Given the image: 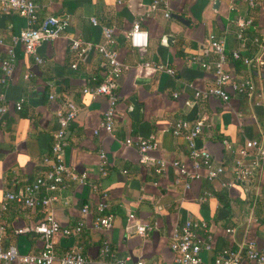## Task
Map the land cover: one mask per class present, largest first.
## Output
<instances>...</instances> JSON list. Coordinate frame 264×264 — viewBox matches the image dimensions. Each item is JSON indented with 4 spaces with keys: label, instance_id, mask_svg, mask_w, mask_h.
<instances>
[{
    "label": "crops",
    "instance_id": "1",
    "mask_svg": "<svg viewBox=\"0 0 264 264\" xmlns=\"http://www.w3.org/2000/svg\"><path fill=\"white\" fill-rule=\"evenodd\" d=\"M151 1L39 0V18L69 16L70 27L64 37L39 49L41 65L27 56L22 46H17L15 71L9 83L0 86V93H4L10 105L9 111L0 118V205L6 192L23 188L41 172L42 159L49 154L57 129L55 111L63 108L66 102H73L78 109L68 131V147L63 156L70 168L89 174L88 185L70 184L62 192L68 204L54 203L52 211L62 227L73 229L79 222L84 226L78 235L55 239L58 255L70 247H79L84 255L96 262L102 242L108 241L117 259L172 261L174 255L169 249L172 230L184 220L196 217L205 219L211 227L214 249L207 254L209 259L248 240L264 245V175L260 173L250 182L248 202L242 185L229 191L221 188V182L228 181L232 175V157L221 141L227 139L243 145L251 139L264 140V98L259 107L239 96H233L227 104L217 99L202 102L193 98L196 89H205L213 83L212 74L200 67L201 51L208 34L224 37L228 53L237 46L235 22L249 14L255 26L247 31V38L264 39V7L248 13L242 3L235 2L230 10L229 2L221 0L215 11L212 1L173 0L171 15L183 18L188 24L156 13L141 24L149 35L148 48L132 49L126 34ZM256 1L264 5V0ZM11 16L12 28L0 30V38L5 40L4 45H0L1 56L6 55L10 37L26 28L24 18L16 13ZM91 17H95L101 26L114 28L119 60L124 64L134 67L144 61L163 62L176 71L175 77L149 70L138 72L134 68L123 73L118 81L119 102L115 126L110 134L102 130L97 135L93 133L108 107L107 99L93 100L81 93L84 86L102 79L106 69L104 61L92 52L72 68L75 58L68 51L73 39L94 45L103 43L101 28L91 25ZM168 35L174 38L171 47L163 43V38ZM249 48L254 51L251 45ZM230 66L236 77L252 78L264 93V80L255 70L234 62ZM137 77L150 82L136 85ZM173 94H178V98ZM50 95L55 99L50 101ZM133 95L143 104L141 122L133 121L128 115L129 99ZM20 98L25 102L22 110L17 111L14 104ZM202 114L208 117L212 126L205 129L198 144L205 146L217 162L223 163L227 173L213 183L192 182L191 189L184 190L181 183L176 184L179 175L175 169L169 167L157 175L151 160L186 161V144L182 138L170 134L169 126L175 120L194 119ZM151 135L158 138L160 149L148 155L150 161L147 164H141L138 150L126 146L125 141ZM102 150L108 160L104 178L98 170ZM93 186L98 187L97 192ZM206 186L214 196L206 204L199 205L196 198ZM102 192L106 194L109 213L114 216L113 226L108 231L95 230L94 216L84 218L80 211L84 204L101 200ZM222 193L228 207L219 200ZM252 196L254 201L247 215L246 208L241 211L234 208V201L249 204ZM259 199L262 204L255 211ZM44 214V210H29L10 203L8 210L1 214V221L7 227L4 247L16 246L23 255L38 254L43 246L40 236L35 233L16 235L14 230L38 223ZM130 214L135 220L128 218ZM238 216L243 218L239 220ZM138 223H148L153 230L145 237H139L135 232ZM226 230L234 232L227 233Z\"/></svg>",
    "mask_w": 264,
    "mask_h": 264
},
{
    "label": "built area",
    "instance_id": "2",
    "mask_svg": "<svg viewBox=\"0 0 264 264\" xmlns=\"http://www.w3.org/2000/svg\"><path fill=\"white\" fill-rule=\"evenodd\" d=\"M39 0H0V13H16L26 21V28L17 35L10 37L7 44L6 55H0V86H6L16 68V47L22 46L24 53L33 61L41 65L42 58L39 56V49L44 45L65 36L70 27L69 16H46L39 18L37 14V2ZM173 0H152L146 7L145 12L133 23L126 34L129 46L135 50L146 49L149 46V35L142 28V21L150 18L156 13H162L164 18L171 17V3ZM230 10H233L235 2L246 6L248 13L264 7L256 0H227ZM93 27L100 26L103 43L94 45L82 39H73L68 51L75 58V68L78 61H83L92 52L97 53L106 65L105 73L98 83L86 85L81 90L83 95L91 99L104 97L107 99L108 107L98 128L93 131L95 135L99 131L110 134L115 126L117 104L118 81L123 73L131 68L140 72L149 70L154 73L166 74L170 77L176 76V71L168 64L155 61H144L131 67L119 60V53L116 49L114 28L101 26L95 17L89 19ZM253 17L247 14L244 18L235 22L237 29L235 33L236 48L226 52V39L208 34L201 51L200 67L211 73L213 83L205 89H196L193 94L195 101H209L217 99L227 104L233 96H239L249 100L254 107L260 106L261 98H264L263 90L258 89L252 78H238L233 73L230 63H238L249 70H255L259 78L264 80V39L259 37L247 38V31L254 28ZM5 40L0 38V45ZM254 48L251 51L249 46ZM27 78V77H26ZM178 98V94H173ZM55 99L54 95L49 100ZM25 100L20 98L15 102L14 108L21 111ZM10 105L6 96L0 93V118L9 111ZM78 109L73 102H66L64 107L55 111L57 129L52 137L50 152L42 159L41 172L27 185L14 192H6L4 200L0 205V264H264V246H260L255 240H248L240 243L235 249L222 250L212 259L207 254L213 251V236L209 223L203 218H190L174 227L171 232L169 249L173 253L172 261L148 262L141 258L131 259L129 257L117 259L114 257L108 241H103L99 249V257L92 262L79 247H70L61 255L55 250V239L70 238L80 234L84 223L79 222L73 228H65L59 223L52 211L54 203L67 205L68 201L62 197V192L70 184L78 186L88 185L89 174L79 172L70 168L64 160V150L68 147L67 135L70 125L76 118ZM206 115H199L194 119H178L169 126V132L173 137L182 138L187 148V160H166L157 158L151 160L155 164V173L161 175L169 167L178 172L179 178L176 184H182L184 190L191 189L192 182L205 181L213 183L225 176L227 173L223 163L217 162L212 153L205 147L198 144V139L203 135L206 128L211 127ZM222 146L228 155L232 157L231 178L221 182V188L231 190L242 183L254 181L260 173L264 175V140L251 139L243 145H236L227 139H223ZM126 146H134L140 153L139 162L147 164L148 155L160 149L158 138L154 135L148 138H128ZM108 160L105 152L99 153L98 170L102 178L107 176ZM264 177V176H263ZM94 192L98 191L97 186L92 187ZM101 200L84 204L81 207V215L88 218L94 216L93 227L97 231H108L112 228L114 216L109 213V206L106 203V194L101 193ZM214 194L207 190V186L196 198L199 205L206 204ZM10 203L19 205L29 210H44L45 214L41 221L34 225L15 229L16 235L24 233H35L40 236L43 246L36 255H23L16 246L4 247V239L7 234V227L1 221V214L8 210ZM135 220L134 215L128 216ZM153 230L148 223L135 225V232L139 237H145L147 232ZM233 233V230H226Z\"/></svg>",
    "mask_w": 264,
    "mask_h": 264
},
{
    "label": "water",
    "instance_id": "3",
    "mask_svg": "<svg viewBox=\"0 0 264 264\" xmlns=\"http://www.w3.org/2000/svg\"><path fill=\"white\" fill-rule=\"evenodd\" d=\"M213 2V10L217 11L220 6L221 0H208ZM171 17L181 23L188 24L187 21H185L183 18L177 16V15H171ZM12 28V16L11 14H1L0 13V30H7ZM173 37L168 35L163 38V43L165 46L171 47L172 46V41ZM150 81L148 79L142 78V77H137L135 79V84L136 85H144L146 83H149ZM129 109H128V115L129 117L135 121V122H141L143 118V104H141L138 101V98L136 95H133L129 99ZM244 188L245 195H246V202L250 200V187L251 183H242L241 184ZM264 246V245H260Z\"/></svg>",
    "mask_w": 264,
    "mask_h": 264
},
{
    "label": "rangeland",
    "instance_id": "4",
    "mask_svg": "<svg viewBox=\"0 0 264 264\" xmlns=\"http://www.w3.org/2000/svg\"><path fill=\"white\" fill-rule=\"evenodd\" d=\"M243 194V196H244V192L242 193ZM253 201H254V197L252 196L251 197V201L249 202V204L248 203H246V202H240V201H234V208L237 210V211H241L242 209H244V208H246V212L247 213H245L246 215L248 214V211L250 210V208H252V204H253ZM261 199H259L258 200V202L256 203V207H255V211H257L259 208H260V206H261ZM238 218H239V220H241L243 217H241V216H238Z\"/></svg>",
    "mask_w": 264,
    "mask_h": 264
},
{
    "label": "trees",
    "instance_id": "5",
    "mask_svg": "<svg viewBox=\"0 0 264 264\" xmlns=\"http://www.w3.org/2000/svg\"><path fill=\"white\" fill-rule=\"evenodd\" d=\"M99 81H96V83H98ZM242 99H245V98H242ZM246 100V99H245ZM219 200L222 202L223 200H225V194L222 193L221 195H219ZM224 202V205L228 207V203H226V201H223Z\"/></svg>",
    "mask_w": 264,
    "mask_h": 264
}]
</instances>
